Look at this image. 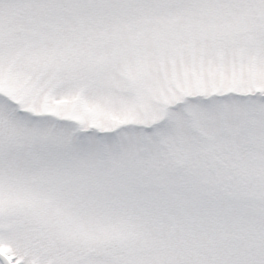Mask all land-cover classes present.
<instances>
[{"label": "snow or ice", "instance_id": "obj_1", "mask_svg": "<svg viewBox=\"0 0 264 264\" xmlns=\"http://www.w3.org/2000/svg\"><path fill=\"white\" fill-rule=\"evenodd\" d=\"M0 264H264V0H0Z\"/></svg>", "mask_w": 264, "mask_h": 264}]
</instances>
